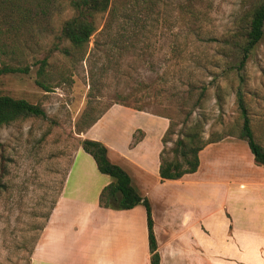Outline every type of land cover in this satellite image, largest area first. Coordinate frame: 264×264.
Wrapping results in <instances>:
<instances>
[{"label":"rangeland","instance_id":"rangeland-1","mask_svg":"<svg viewBox=\"0 0 264 264\" xmlns=\"http://www.w3.org/2000/svg\"><path fill=\"white\" fill-rule=\"evenodd\" d=\"M42 1L45 13L32 15L18 33L0 3V67L30 68L28 74L0 76V95L46 112L44 119L17 121L0 130V264H32L84 140L86 131L78 128L86 115L97 117L125 104L170 117L179 130L199 98L193 118L206 122V139L240 138L241 90L255 138L264 143V39L245 67L237 69L242 21L264 0H112L110 10L96 16L98 31L85 60L75 63L60 52L69 48L61 29L74 10L68 0ZM43 59L49 64L47 88L37 83ZM103 68L110 71L102 74ZM128 122L116 119L114 132L129 127ZM176 139L175 134L172 142ZM172 148L169 143L170 159Z\"/></svg>","mask_w":264,"mask_h":264},{"label":"crops","instance_id":"crops-1","mask_svg":"<svg viewBox=\"0 0 264 264\" xmlns=\"http://www.w3.org/2000/svg\"><path fill=\"white\" fill-rule=\"evenodd\" d=\"M119 118L130 126L117 133ZM169 125L165 117L115 104L84 139L106 146L110 161L148 200L160 264H264V166L246 141L229 135L200 152L196 173L162 181ZM111 182L80 147L32 264H151L145 207L100 206Z\"/></svg>","mask_w":264,"mask_h":264},{"label":"trees","instance_id":"trees-1","mask_svg":"<svg viewBox=\"0 0 264 264\" xmlns=\"http://www.w3.org/2000/svg\"><path fill=\"white\" fill-rule=\"evenodd\" d=\"M68 1L75 15L62 26L61 39L69 43V48L60 49V52L72 56V62L75 63L78 60H85L90 39L98 31L96 16L108 12L111 8L112 0ZM149 2L152 3V0H149ZM0 3L10 12V19L13 22L11 29H14L13 31L17 33V30L24 27L26 20L32 19V15L35 16L39 14V12L41 14L45 13V9H42V7H44L42 0H0ZM36 8H41V11L35 10ZM242 25L244 26L241 28L242 31H240L239 37L241 36L243 41L239 43L240 61L237 69H243L245 67L252 52L264 39V2L251 9L247 17L243 19ZM1 47L6 48L5 46ZM3 50V52L6 53V50ZM12 54H15V52H12ZM40 64L37 83L43 88H47L45 85V78L47 76L46 69L49 64L47 59H43ZM108 71H110V69L103 68L99 72L103 74ZM29 72V67H18L9 64H3L0 67V76L16 73L28 74ZM221 101L222 98L218 97V103H221ZM201 103L202 102L198 98L193 105L194 110L198 108ZM237 104L240 119L242 120L240 139L247 142L256 164L264 166V147H262L261 142L257 141L255 138L249 108L241 90L237 92ZM120 105L133 108L137 111L147 112L143 107H131L125 104ZM107 110L97 117L86 115L82 126L80 125L78 128L79 133L87 132L100 120ZM194 110L186 115L179 130H177L179 125H177L172 118L165 117L169 119L170 125L162 139L163 149L160 155L159 170L162 181L180 180L185 175L196 173L200 166V152L209 144L224 139V137L214 138L213 136L206 139L204 137L206 122L203 121L201 117L193 118ZM32 118L44 119L46 118V112L40 106L31 104L24 99H15L0 95V130L17 121ZM175 134L177 135V139L172 142V137ZM136 140H138V138H136ZM169 143H173V148L170 150L173 154L172 159L166 157L168 152L167 145ZM81 147L86 153L93 157L100 173L112 179L111 184H109L100 195L99 203L101 207L115 211L131 210L139 205L145 207L147 212L151 264H160V255L158 253V245L154 234V222L148 200L139 194L132 184L130 176L121 167L110 161L108 157V148L106 146L97 141L84 139L81 142Z\"/></svg>","mask_w":264,"mask_h":264}]
</instances>
